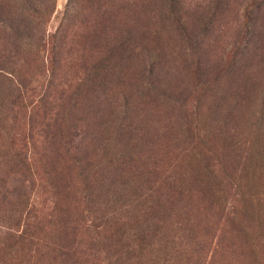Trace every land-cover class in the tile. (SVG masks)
<instances>
[{"label": "rangeland", "instance_id": "1", "mask_svg": "<svg viewBox=\"0 0 264 264\" xmlns=\"http://www.w3.org/2000/svg\"><path fill=\"white\" fill-rule=\"evenodd\" d=\"M30 4L0 0L3 262L104 264L148 223L173 264H264V0Z\"/></svg>", "mask_w": 264, "mask_h": 264}, {"label": "trees", "instance_id": "2", "mask_svg": "<svg viewBox=\"0 0 264 264\" xmlns=\"http://www.w3.org/2000/svg\"><path fill=\"white\" fill-rule=\"evenodd\" d=\"M27 7V11L31 14H35L37 12V10L35 9L34 6H32L30 4V0H22V8ZM33 21L30 20H22V21H17L16 23H8V26L10 27H14L15 25H21L23 32H29L31 33V31L29 30L31 28V26L33 25ZM28 34V33H27ZM28 36H30V34H28ZM25 36H22V38H20L21 40L24 39ZM31 37V36H30ZM28 41H31L28 39ZM157 180H154L153 183H155ZM146 182L150 183L151 182V177H148ZM173 187H175L174 185H171ZM150 193H146V197H149L150 200L152 199V194H153V190L151 191V189H148ZM141 195L137 196L136 198H134V201L132 203L134 204H141ZM122 206L120 207H116L115 210L118 212V214H124L125 215H129L130 214V210H129V205L125 204V203H121ZM29 214V213H28ZM128 217V216H126ZM146 226V228H143L141 223H138V225H135V231L130 232V234H132V238L135 240V245L132 242V246L131 245H127V249L124 251V253H119L118 255H116V253H112L111 255L107 252V254H105L104 256V264L106 262V264H126L128 262H125V258L130 259V257L134 258L132 264H170V262L173 261V257L172 255L170 256V254H166L165 252V246L159 245V241L156 242V244H154L152 242L153 239V230L151 228V226H149L148 223H143ZM123 227L121 226H116L115 230H114V234L119 237V239L117 240V243L120 242H125L127 243V236H126V240L123 238V234H125L124 229H122ZM127 228L129 229L130 227L127 226ZM149 232V233H148ZM29 237L27 235L26 230L24 229V227L22 226L20 228V221L19 222H14L13 224L4 226L0 225V264H5L3 262V259H6V257L8 255L11 254V252L13 250L16 249V247L19 244H23L25 242H29ZM92 240L89 242V250L91 251V253H93L96 250V247L98 245H107L109 243L108 240L103 241L102 243L99 242L94 238H91ZM5 245V249L4 248ZM31 245H29L30 247ZM136 247V248H133ZM66 249V248H65ZM148 249V250H147ZM147 250L148 252L146 254H150V256H145L142 255V253ZM161 250H163L161 252ZM135 252H138V254L135 255ZM69 253L65 252V251H61L59 255L61 256H68ZM70 256L71 257H76L77 256V251L73 250L72 252H70ZM173 264V262H172Z\"/></svg>", "mask_w": 264, "mask_h": 264}]
</instances>
